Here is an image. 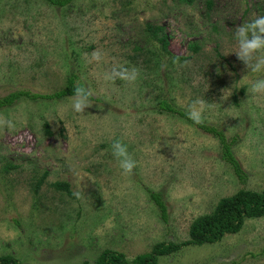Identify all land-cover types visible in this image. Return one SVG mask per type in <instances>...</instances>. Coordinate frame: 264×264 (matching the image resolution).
Listing matches in <instances>:
<instances>
[{"label": "rangeland", "instance_id": "obj_1", "mask_svg": "<svg viewBox=\"0 0 264 264\" xmlns=\"http://www.w3.org/2000/svg\"><path fill=\"white\" fill-rule=\"evenodd\" d=\"M258 16H264V0H196L191 6L74 0L65 9L42 0H0V98L54 93L73 69L95 99L83 114L73 111L70 97L22 99L0 109L16 124L14 131H0V257L83 264L112 250L132 260L158 243L189 240L192 222L222 198L261 191L264 94L250 88L264 71L253 72L235 55V28ZM147 24L162 27L168 40L170 56L155 71L148 69L154 61L129 58L145 41ZM191 42L201 51L177 64L172 57H191ZM113 66L137 68L139 77L132 84L109 82L105 74ZM160 99L186 114L197 99L212 105L205 106L202 123L223 130L228 141L235 138L232 151L244 178L222 160L217 139L178 116L157 113ZM117 140L136 161L131 174L112 155ZM7 163L17 168L4 171ZM44 172L34 194L31 183ZM56 181L67 183L73 198L50 186ZM147 191L161 196L165 220ZM158 264H264V218L247 219L239 233L216 244L159 257Z\"/></svg>", "mask_w": 264, "mask_h": 264}, {"label": "trees", "instance_id": "obj_2", "mask_svg": "<svg viewBox=\"0 0 264 264\" xmlns=\"http://www.w3.org/2000/svg\"><path fill=\"white\" fill-rule=\"evenodd\" d=\"M51 7L65 9L72 4L74 0H42ZM176 5L191 6L196 0H173ZM212 6L210 1L206 2V8L210 9ZM162 27H155L152 25H145L143 31L145 35V41H141L140 45L137 43L133 47L134 52L137 51L135 57H129L132 61L139 59L141 56L142 62L147 65L154 61L155 65L149 67L150 71H155L159 61L162 62L163 58L170 56L167 50L168 40ZM140 42V41H139ZM147 46V47H146ZM189 51L192 53L191 57H172L177 64H182L187 60H191L195 55L201 51V46L197 42H191L188 45ZM169 62H172L169 60ZM78 76L70 69V73L67 74L65 85L62 89L56 90L54 93L44 94H31L29 91H17L5 95L0 98V109L8 108L13 104L19 102L22 99L28 101L41 100H60L64 97H71L76 86H84L82 83L77 82ZM85 87V86H84ZM246 88L243 87L239 91V95L245 93ZM234 104L237 106V95H233ZM91 101H95L91 97ZM156 112L165 113L173 116H178L185 122L195 126L199 130L206 134L211 135L217 139L221 147V158L227 163L234 174L239 178H244L241 166L235 158L232 146L235 144V138L228 141L223 130L217 129L212 125L205 123H194L188 118V115L182 110H178L166 99H160L156 103ZM44 133L51 136L49 126L44 123ZM9 168L16 169L17 167L7 163L4 171ZM47 173L44 172L40 177H36L35 181L31 183V188L34 194H38L40 187L45 183ZM53 189L63 192L68 195L69 198H73V194L69 189V185L65 182H54L50 185ZM150 199L154 202L155 206L159 209L161 218L166 219V207L158 193L147 191ZM264 218V187L261 191H247L239 190L234 195L222 198L215 206L210 214L198 217L192 222L189 229V240L180 243H158L153 246L151 252L137 255L134 259L128 260L122 253H118L112 250H105L100 253L94 263L84 262L83 264H158V258L166 256L171 253L179 252L185 247L203 246L205 244H216L220 242L226 235H234L241 231L244 223L247 219H260ZM0 264H20V262L8 255L0 257Z\"/></svg>", "mask_w": 264, "mask_h": 264}, {"label": "clouds", "instance_id": "obj_3", "mask_svg": "<svg viewBox=\"0 0 264 264\" xmlns=\"http://www.w3.org/2000/svg\"><path fill=\"white\" fill-rule=\"evenodd\" d=\"M235 39L237 44V52L235 55L237 58L253 72L264 71V16H258L251 22L243 23L236 27ZM94 58L99 59V55L94 54ZM138 77L139 69L125 66H113L105 74V79L113 83L119 79L125 83L132 84L135 83ZM250 92L252 94H264V79L256 80L251 85ZM93 95L94 93L91 89L84 86H76L73 95L70 97L73 111L83 114L85 109L92 107L91 97ZM222 98L226 99L225 96ZM206 105L209 107L212 106L202 99L193 101L189 106L188 118L196 124L202 123ZM4 129L14 131L16 124L13 120L0 116V131ZM111 148L112 155L118 161L123 173L131 174L137 165L136 161L129 154L127 145L117 140L112 143Z\"/></svg>", "mask_w": 264, "mask_h": 264}]
</instances>
